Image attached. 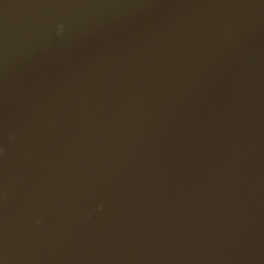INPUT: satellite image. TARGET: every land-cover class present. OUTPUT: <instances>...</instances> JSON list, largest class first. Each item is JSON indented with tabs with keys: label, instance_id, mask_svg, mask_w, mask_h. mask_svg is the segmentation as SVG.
Masks as SVG:
<instances>
[{
	"label": "water",
	"instance_id": "95a60500",
	"mask_svg": "<svg viewBox=\"0 0 264 264\" xmlns=\"http://www.w3.org/2000/svg\"><path fill=\"white\" fill-rule=\"evenodd\" d=\"M0 264H264V0H0Z\"/></svg>",
	"mask_w": 264,
	"mask_h": 264
}]
</instances>
